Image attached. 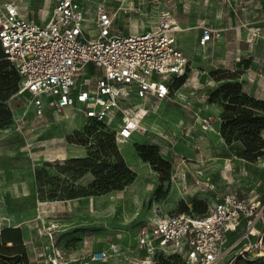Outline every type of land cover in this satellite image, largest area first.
<instances>
[{
	"label": "rangeland",
	"instance_id": "1",
	"mask_svg": "<svg viewBox=\"0 0 264 264\" xmlns=\"http://www.w3.org/2000/svg\"><path fill=\"white\" fill-rule=\"evenodd\" d=\"M77 1L89 33L98 4L116 11L113 30L121 33L152 28L162 16L173 19L177 45L188 58L185 78L165 99L145 101L147 112L132 137L114 142L132 178L107 191L75 160L100 163L90 153L97 150L98 131H112V124L83 120L71 108L41 117L28 110L21 118L28 96L18 93L17 80L6 100L10 121L0 129V166L7 170L0 171V220L20 218L22 242L18 252L3 251L1 264H53L50 254L63 264H140L136 233L154 217L201 215L224 194L264 198V147L248 160L240 141L226 143L220 135L224 86L264 100V0ZM54 2L0 0V12L13 3L25 18L44 23ZM200 25L218 28L219 36L200 46ZM101 73L91 64L85 69L86 76ZM260 135L264 139V127ZM110 242L119 245V255L87 261L90 249ZM160 258L166 257L156 254L153 264ZM180 263L172 258L171 264Z\"/></svg>",
	"mask_w": 264,
	"mask_h": 264
},
{
	"label": "built area",
	"instance_id": "2",
	"mask_svg": "<svg viewBox=\"0 0 264 264\" xmlns=\"http://www.w3.org/2000/svg\"><path fill=\"white\" fill-rule=\"evenodd\" d=\"M116 11L95 7L94 33L77 0H55L44 23L21 15L13 3L0 12V50L18 75V93L28 96L37 117L48 109L74 108L84 120L112 124L122 143L146 114L150 98L168 97L172 80L186 73L188 58L176 45L175 21L167 16L152 28L113 30ZM219 29L200 25L198 44L205 46ZM88 64L101 74L85 75ZM144 252L140 264L155 255L176 257L180 264H235L239 257L264 255V198L224 194L201 215L178 212L154 217L137 230ZM115 242L90 249L87 261L105 263L119 255ZM53 264H63L56 256Z\"/></svg>",
	"mask_w": 264,
	"mask_h": 264
},
{
	"label": "trees",
	"instance_id": "3",
	"mask_svg": "<svg viewBox=\"0 0 264 264\" xmlns=\"http://www.w3.org/2000/svg\"><path fill=\"white\" fill-rule=\"evenodd\" d=\"M9 64L11 65L0 50V129L10 121L11 111L7 107L6 100L17 89L18 75L12 65L11 71L6 70ZM185 74L174 79L172 89L182 84ZM230 91L229 85L222 89V97L225 99V103L220 135L226 143L240 141L243 146L241 157L253 160L262 153L264 147V139L260 135L264 127V100L256 99L247 94H231ZM92 123L102 125V123ZM102 128L100 126V129ZM102 130L98 131L96 135L97 150L90 153V157L91 155L101 157L100 163L95 165L91 158L76 159L75 161L81 162L80 166L83 170H90L93 173L95 176L94 184H100L102 190L122 188L132 178V173L115 147L114 132ZM236 131H239L238 135H235ZM116 182L117 185H115ZM8 241L12 243L11 246L6 245ZM21 242L17 228L2 229L0 232V256H3V251L6 250L18 252ZM172 258L176 257L160 258L156 264H171ZM3 263L7 264V260L4 259ZM235 264H264V255L255 259L239 257Z\"/></svg>",
	"mask_w": 264,
	"mask_h": 264
},
{
	"label": "crops",
	"instance_id": "4",
	"mask_svg": "<svg viewBox=\"0 0 264 264\" xmlns=\"http://www.w3.org/2000/svg\"><path fill=\"white\" fill-rule=\"evenodd\" d=\"M34 22H35V21H34ZM38 23H40V22H38ZM114 31H115V30H114ZM119 31H121V30H119ZM174 35H175V39H176V32H175ZM213 40H214V39H213ZM213 40L209 41V42L207 43V45H209L210 42H213ZM176 45H177V40H176ZM177 47H178V45H177ZM178 48H179V47H178ZM179 49H180V48H179ZM171 90H172V84H171V89H170V91H171ZM164 99H165V98H164ZM149 100H151V98L148 99L146 102H148ZM161 100H162V99H161ZM144 104H145V103H144ZM146 104H147V103H146ZM25 108H26V111L23 110V112H22L21 115H20L21 118H23L22 115H26V117L29 116L30 113H28V110H30L29 112H31V114L34 113V112H33V109H32L30 106H26ZM25 108H24V109H25ZM68 108H69V107H68ZM71 109H72L73 111H75L74 108H71ZM47 110H49V109L46 108L45 111H44V113H45ZM23 113H24V114H23ZM82 118H83V117H82ZM83 120H84V119H83ZM132 135H133V134H132ZM131 137H132V136H131ZM131 137H130V138H131ZM127 140H128V139H127ZM127 140H126V141H127ZM124 142H125V141H124ZM116 143H117V142H116ZM122 143H123V142H122ZM117 144H118V143H117ZM14 167H16V166H14ZM19 167H20V165H19ZM2 170L7 171L4 167L0 166V171H2ZM8 190H9V191H8ZM7 191H8V193L11 192L10 189H7ZM1 219H2V220H0V232H1L2 229H4V228H8V227L17 228V226H19V225L21 224V222H20L21 220H19L20 218H18V219H15V218H14V219H13L14 221H18V223H17V222H16V223H14V222H10V219H8V217H7L6 215H5V216H2ZM6 222H8L9 224L7 223L8 225H6ZM6 245H7V246H11L12 243L8 241V242L6 243ZM107 246H108V244H107ZM107 246H105V247H100V248H97V247H96V248H92V249L107 248ZM50 255H51V254H50Z\"/></svg>",
	"mask_w": 264,
	"mask_h": 264
}]
</instances>
